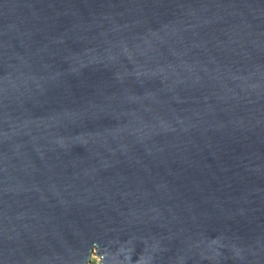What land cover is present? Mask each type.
I'll use <instances>...</instances> for the list:
<instances>
[{
	"label": "water",
	"instance_id": "95a60500",
	"mask_svg": "<svg viewBox=\"0 0 264 264\" xmlns=\"http://www.w3.org/2000/svg\"><path fill=\"white\" fill-rule=\"evenodd\" d=\"M264 264V0H0V264Z\"/></svg>",
	"mask_w": 264,
	"mask_h": 264
},
{
	"label": "rangeland",
	"instance_id": "374dc122",
	"mask_svg": "<svg viewBox=\"0 0 264 264\" xmlns=\"http://www.w3.org/2000/svg\"><path fill=\"white\" fill-rule=\"evenodd\" d=\"M87 264H99V258L92 253Z\"/></svg>",
	"mask_w": 264,
	"mask_h": 264
}]
</instances>
